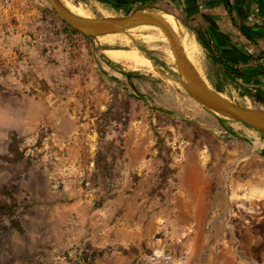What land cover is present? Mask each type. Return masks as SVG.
Returning a JSON list of instances; mask_svg holds the SVG:
<instances>
[{"label": "rangeland", "instance_id": "1", "mask_svg": "<svg viewBox=\"0 0 264 264\" xmlns=\"http://www.w3.org/2000/svg\"><path fill=\"white\" fill-rule=\"evenodd\" d=\"M62 1L89 16L125 12ZM179 27L213 86L222 72L213 48ZM129 32L86 38L47 0H0V264H264V134L219 124L188 96L169 72L178 70L164 34ZM105 45H144L168 75L116 61ZM125 71L139 72L140 92ZM223 83V94L253 104Z\"/></svg>", "mask_w": 264, "mask_h": 264}, {"label": "water", "instance_id": "2", "mask_svg": "<svg viewBox=\"0 0 264 264\" xmlns=\"http://www.w3.org/2000/svg\"><path fill=\"white\" fill-rule=\"evenodd\" d=\"M47 1L64 22L88 36L120 33L127 34L134 39L129 32L132 28L143 25L161 28L168 40L180 74V77L175 79L180 82L191 98L219 116L244 123L264 134V107L242 104L215 89L188 58L179 35L163 17V13L167 11L152 4H141L124 14L85 16L72 11L62 0ZM140 51L151 59L143 50ZM151 62L157 73L168 75L152 59Z\"/></svg>", "mask_w": 264, "mask_h": 264}, {"label": "crops", "instance_id": "3", "mask_svg": "<svg viewBox=\"0 0 264 264\" xmlns=\"http://www.w3.org/2000/svg\"><path fill=\"white\" fill-rule=\"evenodd\" d=\"M232 1L238 23L249 27L257 44L247 39L234 25L222 0H167V3L174 6L180 17V25L193 34L197 33L205 46L213 48L216 57L221 55L237 66L254 65L249 55L256 52L258 46L264 48V0ZM214 44L220 47V54L215 51ZM259 77L264 85V75L250 76L247 81L251 82Z\"/></svg>", "mask_w": 264, "mask_h": 264}, {"label": "trees", "instance_id": "4", "mask_svg": "<svg viewBox=\"0 0 264 264\" xmlns=\"http://www.w3.org/2000/svg\"><path fill=\"white\" fill-rule=\"evenodd\" d=\"M108 2L112 3L114 6H118V7H122L124 8V13L129 12L130 10L133 9L132 6V2L131 0H123V2H121V0H108ZM232 22L234 23V25L241 31V33L247 38L249 39L251 42L256 43L257 44V39L255 38V36L249 31V27L246 26L244 23H238L235 14H234V10H235V4L232 0H222ZM148 0H141V4H147ZM140 4V5H141ZM151 4L153 5H157L160 8L164 9L165 11L171 12L173 15L176 16V18H180L176 13H174L173 11L169 10L167 7H165L162 3L158 2V1H154L151 2ZM50 9L56 14L54 8L52 7V5L49 3ZM123 13V14H124ZM62 20V19H61ZM64 22V20H62ZM65 23V29L69 30V31H73L76 33H80L82 34L80 31L76 30L75 28L71 27L70 25H68L66 22ZM86 38H91L93 36H88V35H84ZM108 48H112L109 45H105L104 49H108ZM141 49L145 50L146 54L153 60V62L155 64H157L159 67H166L168 65H166V62L164 60L159 59V57H157L154 53V51L146 48L144 45H142L140 47ZM214 49L215 51H217L220 54V47L216 44H214ZM249 58H251L254 61V65H245V66H237L235 65L233 62H230V60H226L224 57H221V55H217L216 57V61L220 62L221 65H219L221 72L218 75L219 78V82H214L213 83V87L215 89H217L220 92H224V83L223 81H228L229 83L234 84L238 89L241 95L243 96H248L251 100H252V105L254 107H262V104H258L255 95L253 94V90L258 92V94L263 97L264 96V85L262 84L263 81L258 80V79H253V81H249V85H250V89L249 88H245L242 87L241 83H239L236 79H234L235 81H229L231 80L233 77H235L236 75H239L241 77H245L246 79L248 77H252L253 75L259 74V75H264V48L258 46V50L256 52H254L253 54L249 55ZM173 66L176 67V64L173 63ZM169 67V66H168ZM169 72H171V74L180 77V74L178 71H175L173 69H169ZM124 74L127 76V78L129 79V82L132 84V86L135 88V90L137 92H140V87L135 84L133 82V77L134 76H138L139 72L138 71H125ZM209 75V79H211L210 74ZM151 78L153 80H155V77L151 76ZM185 93L190 96L186 91ZM191 97V96H190ZM207 109V108H206ZM209 110V109H208ZM209 112H211L217 119V121L219 122V124H223L225 125L227 122L229 121H233L227 118H224L222 116L217 115L216 113H214L213 111L209 110ZM244 124V123H243ZM246 125V124H245ZM248 126V125H246ZM250 127V126H248ZM252 128V127H250ZM253 129V128H252ZM255 130V129H254ZM261 154L264 155V149L261 151Z\"/></svg>", "mask_w": 264, "mask_h": 264}, {"label": "bare ground", "instance_id": "5", "mask_svg": "<svg viewBox=\"0 0 264 264\" xmlns=\"http://www.w3.org/2000/svg\"><path fill=\"white\" fill-rule=\"evenodd\" d=\"M64 3L72 11L81 15L89 16L85 13L84 9L80 5L73 4L69 1H64ZM163 17L174 28L176 32L180 29L179 23L173 14L164 12ZM151 27H153V31L155 32L156 35L161 36L164 34L161 28L157 26H151ZM181 43L188 58L196 65L200 55L196 40L193 38V36L190 33L185 32L181 38ZM106 54L110 58L116 61H126L132 66H144L148 68H153L151 59L141 54L137 49L108 48L106 49ZM261 144L264 145V140L259 141L257 145H261Z\"/></svg>", "mask_w": 264, "mask_h": 264}, {"label": "flooded vegetation", "instance_id": "6", "mask_svg": "<svg viewBox=\"0 0 264 264\" xmlns=\"http://www.w3.org/2000/svg\"><path fill=\"white\" fill-rule=\"evenodd\" d=\"M121 2H123V0H121Z\"/></svg>", "mask_w": 264, "mask_h": 264}]
</instances>
